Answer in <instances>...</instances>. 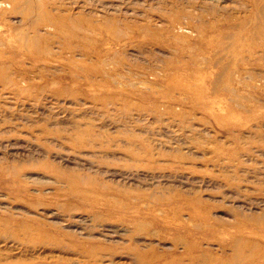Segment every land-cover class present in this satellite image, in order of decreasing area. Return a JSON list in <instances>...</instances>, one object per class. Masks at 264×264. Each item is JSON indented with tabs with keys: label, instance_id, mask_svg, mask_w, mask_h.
Listing matches in <instances>:
<instances>
[{
	"label": "rangeland",
	"instance_id": "374dc122",
	"mask_svg": "<svg viewBox=\"0 0 264 264\" xmlns=\"http://www.w3.org/2000/svg\"><path fill=\"white\" fill-rule=\"evenodd\" d=\"M0 264H264V0H0Z\"/></svg>",
	"mask_w": 264,
	"mask_h": 264
}]
</instances>
